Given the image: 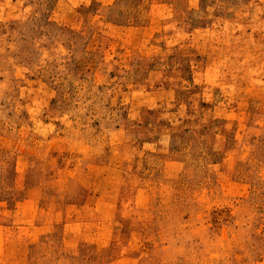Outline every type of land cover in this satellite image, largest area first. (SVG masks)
<instances>
[{"label": "rangeland", "instance_id": "obj_1", "mask_svg": "<svg viewBox=\"0 0 264 264\" xmlns=\"http://www.w3.org/2000/svg\"><path fill=\"white\" fill-rule=\"evenodd\" d=\"M0 264H264V0H0Z\"/></svg>", "mask_w": 264, "mask_h": 264}]
</instances>
